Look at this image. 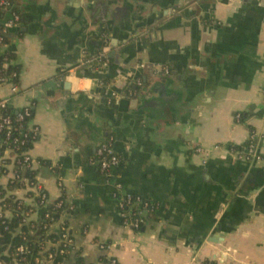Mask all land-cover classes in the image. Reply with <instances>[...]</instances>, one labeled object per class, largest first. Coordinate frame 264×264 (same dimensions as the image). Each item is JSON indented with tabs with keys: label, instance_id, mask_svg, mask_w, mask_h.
<instances>
[{
	"label": "crops",
	"instance_id": "obj_1",
	"mask_svg": "<svg viewBox=\"0 0 264 264\" xmlns=\"http://www.w3.org/2000/svg\"><path fill=\"white\" fill-rule=\"evenodd\" d=\"M109 1L148 29L130 55L92 77L69 71L76 27L61 12L65 3L76 11L80 0H20L23 24L8 48L22 90L13 107L33 104L31 124L40 131L31 156L61 169L59 182L36 166L37 179L49 198L73 206L65 219L75 250L64 264H264V0ZM121 35L115 44L124 43ZM165 67L178 76L164 96L149 99L151 118L120 107L140 73L153 84ZM251 131L259 162L237 157ZM108 138L121 159L112 179L95 162ZM215 146L222 149L209 158L197 153ZM115 181L160 204L140 232L123 225Z\"/></svg>",
	"mask_w": 264,
	"mask_h": 264
},
{
	"label": "built area",
	"instance_id": "obj_2",
	"mask_svg": "<svg viewBox=\"0 0 264 264\" xmlns=\"http://www.w3.org/2000/svg\"><path fill=\"white\" fill-rule=\"evenodd\" d=\"M19 2L20 0H0V185L2 179L7 178V186H2L5 189L15 187L7 193V196L13 198H0V221L5 225V230L12 231L14 238L20 241L15 246L12 243L0 245V264H64L67 256L75 250V239L65 219L73 211V206L67 198L54 201L49 198L37 179L35 167L47 166L59 178V182L62 179L61 169L31 156V149L40 137L39 128L31 124L33 104L21 109L14 108L12 104L14 97L22 91L20 72L8 49L12 43L13 31L20 29L23 24ZM108 51L109 48L106 47L97 57L102 67L109 65ZM163 71L171 73L168 67ZM135 83L143 89L141 79H137ZM5 90H8V95L3 93ZM138 94L131 93L133 97ZM111 101L112 99L108 101L109 105ZM237 121H241V115H238ZM220 149L222 146L198 148L197 153L209 158ZM237 157L245 162L263 160L254 132L251 131L247 146L237 152ZM120 161L113 138H108L97 148L95 162L105 177H114ZM20 191H28L31 198H19L17 192ZM112 196L117 203L123 225L135 232H140L146 224L147 216L160 208L157 202L127 192L118 181L114 182ZM12 220L18 221L14 229L7 225ZM100 248L107 250L110 246L104 244ZM59 256L64 260H58ZM116 263L113 259L109 262Z\"/></svg>",
	"mask_w": 264,
	"mask_h": 264
},
{
	"label": "water",
	"instance_id": "obj_3",
	"mask_svg": "<svg viewBox=\"0 0 264 264\" xmlns=\"http://www.w3.org/2000/svg\"><path fill=\"white\" fill-rule=\"evenodd\" d=\"M196 2L213 1L197 0ZM113 5L114 3L109 0H80L79 6L76 7V11L69 10V5H67V3L63 5L61 16L70 20L69 25L72 28L76 27L75 35L71 36V41L69 43V52L73 55L74 61L69 71L81 73L80 78L92 77L90 73L93 72L94 69L103 68L101 63L97 61V57L106 47L109 48V60H115L117 56H120V59H122L123 54L130 55L134 51L133 45L136 44L138 46L141 44L140 29L144 27L148 29L143 24V20L138 19L136 16L125 15V17H122V15L119 14L121 10H119V8H113ZM144 11L145 10H142L140 15H142ZM57 13L58 11L56 10V14ZM17 32H19V29L13 31L14 34ZM119 35L124 37V43L118 45L113 42V39ZM95 42L98 45L95 44ZM93 45H97L99 48L96 52L92 51ZM174 76H178L176 72L170 75L161 72V74L157 76L155 82L151 84L152 77L140 73L137 78L143 79V89L140 90L139 95L132 100L124 98L120 103V107H128L130 109L128 110L130 114H137L148 119L151 118L152 116L149 114L148 109L152 102H150L149 99H153L154 101L155 96H164L167 93V89L164 86L169 83V78H174ZM8 82L12 83L11 80H8ZM65 85L66 90L71 91V84L66 83ZM172 85L173 84H170L169 86ZM124 92L125 91H123V93Z\"/></svg>",
	"mask_w": 264,
	"mask_h": 264
},
{
	"label": "trees",
	"instance_id": "obj_4",
	"mask_svg": "<svg viewBox=\"0 0 264 264\" xmlns=\"http://www.w3.org/2000/svg\"><path fill=\"white\" fill-rule=\"evenodd\" d=\"M13 36L15 35L14 33L12 34ZM110 63H113V60H109V64ZM59 77H66L67 75H68V73L67 72H59ZM141 80H142V82H143V79L142 78H140ZM140 90H141V88L140 87H138L137 85H136V83H133L131 86H129V88H128V90L126 91V93H125V99H127V100H132V99H134V98H136V96H132L131 95V93H140ZM139 95V94H138ZM110 100V98H105V99H103V103L104 104H106V105H108V106H111V107H114L115 106V103H116V101L114 100V99H112V101H111V104L109 105L108 104V101ZM247 117H248V114H245V113H243V114H241V121L240 122H242V123H244L245 122V120L247 119ZM42 161V160H41ZM42 162H44V163H47L46 161H42ZM29 176H32V174L31 173H29L28 174ZM0 177H1V175H0ZM15 187H8V189H5L2 185H0V198H13L12 196H7V193H8V191H11V190H13ZM18 224V221L17 220H12V221H10L7 225L11 228V229H14V227L16 226ZM55 236V235H54ZM20 241H19V239L18 238H14V236H13V234H12V231L10 232V231H6L5 230V225L4 224H2L1 223V221H0V245H7V244H9V243H12V245L13 246H15V245H18V243H19ZM69 257H70V255H68L67 256V258H66V260L67 259H69ZM8 260H10L9 258H7ZM58 260H64V258L63 257H61V256H59L58 257ZM65 260V261H66ZM105 262H107V260L104 258L103 259Z\"/></svg>",
	"mask_w": 264,
	"mask_h": 264
}]
</instances>
